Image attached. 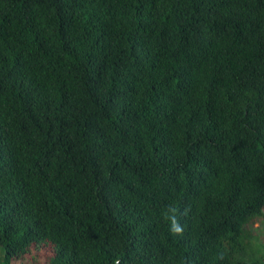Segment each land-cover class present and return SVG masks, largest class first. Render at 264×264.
Returning <instances> with one entry per match:
<instances>
[{
  "label": "trees",
  "instance_id": "16d2710c",
  "mask_svg": "<svg viewBox=\"0 0 264 264\" xmlns=\"http://www.w3.org/2000/svg\"><path fill=\"white\" fill-rule=\"evenodd\" d=\"M262 218L264 0H0V264H264Z\"/></svg>",
  "mask_w": 264,
  "mask_h": 264
},
{
  "label": "rangeland",
  "instance_id": "374dc122",
  "mask_svg": "<svg viewBox=\"0 0 264 264\" xmlns=\"http://www.w3.org/2000/svg\"><path fill=\"white\" fill-rule=\"evenodd\" d=\"M255 232L260 235V244H264V218L259 219L253 224ZM2 254V250H0ZM50 254L43 248H38L37 250L32 249L29 253L25 254L21 258H12L10 264H46L47 256Z\"/></svg>",
  "mask_w": 264,
  "mask_h": 264
},
{
  "label": "clouds",
  "instance_id": "9594fccd",
  "mask_svg": "<svg viewBox=\"0 0 264 264\" xmlns=\"http://www.w3.org/2000/svg\"><path fill=\"white\" fill-rule=\"evenodd\" d=\"M171 211L175 213L176 209L173 208ZM171 231L175 234H181L183 232V228L176 219L175 215L171 216Z\"/></svg>",
  "mask_w": 264,
  "mask_h": 264
}]
</instances>
